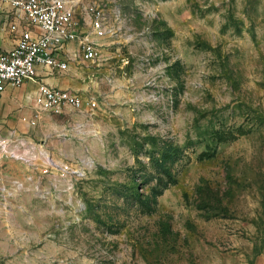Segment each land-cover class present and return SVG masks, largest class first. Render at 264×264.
I'll list each match as a JSON object with an SVG mask.
<instances>
[{"label":"rangeland","instance_id":"rangeland-1","mask_svg":"<svg viewBox=\"0 0 264 264\" xmlns=\"http://www.w3.org/2000/svg\"><path fill=\"white\" fill-rule=\"evenodd\" d=\"M73 1L101 60L0 146V264H264V0Z\"/></svg>","mask_w":264,"mask_h":264},{"label":"built area","instance_id":"built-area-1","mask_svg":"<svg viewBox=\"0 0 264 264\" xmlns=\"http://www.w3.org/2000/svg\"><path fill=\"white\" fill-rule=\"evenodd\" d=\"M1 1L9 3L15 14L24 20L27 28L21 31L12 49L7 51L0 49V96L7 86L21 87L28 80H35L40 65L52 71L65 70L67 63L59 55L68 42L78 40L81 55L86 60H96L100 57V45L92 40L89 34L81 33L74 18L72 2ZM86 11L90 17L93 34L104 38L108 31L105 8L93 3ZM11 29L17 30V25L12 24ZM87 101L91 106H96L95 99ZM84 103V97L78 93L41 83L35 98L37 108L35 118H38L41 112L61 114L65 107L81 109Z\"/></svg>","mask_w":264,"mask_h":264},{"label":"crops","instance_id":"crops-1","mask_svg":"<svg viewBox=\"0 0 264 264\" xmlns=\"http://www.w3.org/2000/svg\"><path fill=\"white\" fill-rule=\"evenodd\" d=\"M74 5V18L79 24L81 33H90V38L100 45V54L102 50V40L90 32L91 21L86 11L90 4L77 6L73 0H68ZM0 49L7 51L12 49L18 41L21 31L27 28L23 19L19 18L9 3L0 0ZM12 24L17 25V30H12ZM101 56V55H100ZM59 57L67 63L65 70L52 71L42 65L38 66V76L34 80H28L21 87L7 86L0 96V146H7L10 142H17L29 129L38 126L44 118V112H41L38 118H35L37 108L35 104L36 94L41 83L53 87L67 89L74 93L84 96L81 91L87 88L85 79L92 77L90 64L100 62L98 60H86L80 52V43L78 40L68 42L62 49ZM99 61V62H98ZM69 107H65L66 110ZM63 110V112H64ZM47 113V112H46ZM55 114V113H52ZM4 170L0 174H4Z\"/></svg>","mask_w":264,"mask_h":264}]
</instances>
